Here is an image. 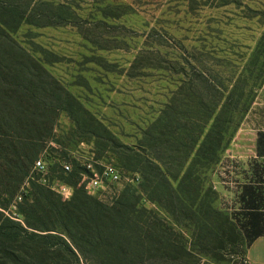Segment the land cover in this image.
I'll return each instance as SVG.
<instances>
[{"label":"rangeland","instance_id":"rangeland-1","mask_svg":"<svg viewBox=\"0 0 264 264\" xmlns=\"http://www.w3.org/2000/svg\"><path fill=\"white\" fill-rule=\"evenodd\" d=\"M66 1L78 16L72 17V25H24L14 34L44 68V72L32 69L35 93L28 101H61L54 121L55 114L47 109L38 111L45 130L52 128L38 157L43 152L40 156L50 154L74 167L78 163L76 157L94 152L95 158L133 171L142 179L138 187L111 186L87 194L106 210L109 208L106 214L116 223L109 231L111 236L106 235V239L91 246L98 247L97 252L128 249L130 223L121 220L120 212H124L139 227L141 240L139 253L130 252L126 260L121 255V263L242 264L243 258L247 260L246 234L215 215H209V223L205 224L187 209H176L174 201L172 208L168 189L161 181H154V171L145 170L127 145L136 147L139 141L152 140L150 148L158 150L161 146L154 140L158 138L157 131L151 130L157 137L146 139L143 130L159 118L160 110L173 97L179 98L182 105L187 96L191 100L187 104L195 102L194 119L201 121L193 133L188 131L192 136L208 128L209 111L223 96L228 105L219 125L227 128L226 144L232 142L235 129L245 118L240 117L251 103L252 89L261 81L258 70L264 69V0ZM0 55L6 58L4 65L21 69L29 65L28 61L21 62L20 53L8 58L2 48ZM200 72H205L208 85L196 81ZM37 74L41 81L36 80ZM17 85L12 83L9 87L15 90ZM0 86L8 87L2 82ZM216 87L220 88L219 93L213 90ZM255 92L254 95L258 91ZM11 100L0 90L2 105ZM184 113L192 112L187 109ZM163 141V146L173 145V150L185 151L189 147L171 144L166 138ZM173 156L167 153L166 157L172 165L171 173L177 175L180 163H172ZM220 161L200 171L201 193L207 194L209 201L211 192L217 193L212 177ZM54 171L61 175L58 165ZM144 173L153 188L151 197L164 200L162 204L169 212L148 200L149 193L141 188ZM30 175L38 182L36 174ZM31 178L22 184V192L30 191ZM183 190L191 193L193 188L185 183ZM216 209L220 210L217 204ZM46 210L50 214L40 224L60 228L58 219ZM201 211L206 217L205 202ZM68 222L74 230H80L83 224L81 217L74 216ZM122 227L124 232L120 231ZM88 228L93 229L94 224L89 223ZM56 242H61V238L56 237ZM95 259L116 261L112 257Z\"/></svg>","mask_w":264,"mask_h":264},{"label":"trees","instance_id":"trees-1","mask_svg":"<svg viewBox=\"0 0 264 264\" xmlns=\"http://www.w3.org/2000/svg\"><path fill=\"white\" fill-rule=\"evenodd\" d=\"M73 16H75L74 8L66 0H0V50L5 48L8 58L14 53H20L21 62L28 61L29 63L24 69L7 66L2 64L6 58L0 55V82L8 85L6 88L0 86V90L5 98L13 100V102L12 100L8 101L5 105L0 103V177L2 178L0 181V264H129L119 262L123 261L120 258L121 255L126 260L130 252L139 253L140 250L141 232L139 227L137 229V224L128 219V213L124 212H120L121 220L125 219L130 223L128 249L119 247L118 251L109 249V251L97 252L95 249L98 247L91 246V244L101 242L106 235H109L112 225L116 223L106 214L110 209L106 210L102 204L91 199L85 188L80 185V173L83 169L78 163L74 164L71 173L65 174L58 162L61 158L52 157L50 154L46 155L47 159L51 160L50 163L54 161L50 165V177L62 180L74 187V195L69 202L63 201L59 195L41 184L39 175L34 171L35 162L43 153L38 157L42 144L52 135V128L49 127L45 130L44 121L40 118L38 111L43 108L54 115L59 110L58 105L61 101L55 100L48 103H38L37 100L28 101L34 98L35 93L32 69L36 72L38 70L44 72V68L39 61L30 56L29 51L22 46L14 34L24 25L37 27L72 25ZM77 17L75 16V18ZM261 67L264 68V65ZM258 73H261V81L257 84L256 89H252L253 97L249 107L240 117L242 119L254 102L255 90L258 91L264 84V69L258 70ZM198 77L199 79L196 81L208 85L209 80L205 72H200ZM35 78L41 81L39 74ZM12 83L19 84L15 86V90L9 87ZM209 86L211 87L210 84ZM216 88L213 90L219 93L220 88ZM188 97H186L188 100L185 99L186 102L182 105H179L181 103L179 98L173 97L160 110L159 118L143 130L142 134L146 139L152 136L157 137L155 133H151V130L157 131L158 138L154 140L158 141L161 146L158 150L150 148L152 140H149V143L148 141L143 143L139 141L137 148L127 145L128 150L135 154V158L139 159V163L145 170L154 171V181H161L162 185L168 189L172 199V208L174 201L176 209H187L195 218H202V222L205 224L209 223L206 219L209 215H215L221 218L223 223L229 224L236 230L238 227L232 218L227 213H221L216 209L217 193L211 192L212 197L209 201L207 194L205 196L201 193L200 186L201 169H208L210 166L216 165L221 160L222 153L230 145L225 142L227 128L219 125L220 116L228 105L227 101L223 100V96H219V101L213 104L207 116L206 126L208 128L197 132V136L196 134L192 136L188 131L193 133L194 128H197L201 121L194 119L195 102L187 104L188 101H191ZM17 102L19 103L17 104ZM185 106L186 110L182 111L181 109ZM8 107L9 110H6ZM187 109L192 113H184ZM175 110L176 113H174ZM55 117L56 114L53 116V121ZM164 122L166 124L162 129ZM238 129L239 127L235 129L233 137ZM164 138L168 139L171 144H182V146L189 144V147L185 151L173 150V145H162ZM167 153H173L172 163L175 162V165L180 163L177 166L180 169L177 175L171 173L172 165L168 164L170 161L166 157ZM55 165L59 166L61 175L59 171L52 172ZM121 168L127 172L135 173ZM31 172L39 177L38 182H34V179L30 177ZM144 176L145 182L144 185L142 183L141 188L149 193L148 200L169 212L162 204L164 200L151 197L153 188L146 173ZM27 178L32 180L31 187L30 191L27 190V193L24 194L26 190L22 192V184ZM141 182L142 179L136 186H127L138 187ZM185 183H189V186L193 188L191 193L183 190ZM19 192L24 197L21 203L16 204ZM48 194L55 197L49 198ZM206 200L208 201L206 202ZM204 202L208 212L206 217L201 211ZM138 205L139 203L136 202L135 206ZM14 207L15 211L12 210ZM129 207L132 208L133 204ZM46 209L51 210L58 219L62 225L60 228L40 224L42 218L50 214ZM70 216L82 218L83 224H81L80 230L71 228V222H68ZM89 223L94 224V228L91 230L88 228ZM124 227L120 231L124 232ZM56 237L61 238V242H56ZM100 256L112 257L116 261L95 259ZM242 264H247L245 258H243Z\"/></svg>","mask_w":264,"mask_h":264},{"label":"crops","instance_id":"crops-1","mask_svg":"<svg viewBox=\"0 0 264 264\" xmlns=\"http://www.w3.org/2000/svg\"><path fill=\"white\" fill-rule=\"evenodd\" d=\"M212 182L219 209L249 238L247 260L264 264V84L224 152Z\"/></svg>","mask_w":264,"mask_h":264},{"label":"built area","instance_id":"built-area-1","mask_svg":"<svg viewBox=\"0 0 264 264\" xmlns=\"http://www.w3.org/2000/svg\"><path fill=\"white\" fill-rule=\"evenodd\" d=\"M75 160L83 169L80 173L81 184L89 194L106 190L111 186H127L138 185L141 177L136 173H131L123 170L121 167L104 160L95 158L94 152H83L82 158L76 157ZM65 174L73 171V166L70 162L63 159L58 160ZM50 160L47 156L42 155L34 166V171L37 172L40 179L39 182L57 195L63 201H69L74 195V187L62 180L50 177ZM27 191L24 192V194ZM24 195L19 192L16 198V204L23 201Z\"/></svg>","mask_w":264,"mask_h":264}]
</instances>
